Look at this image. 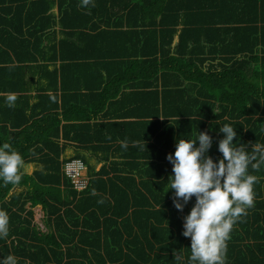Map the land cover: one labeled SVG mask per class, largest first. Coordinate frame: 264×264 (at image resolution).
I'll return each instance as SVG.
<instances>
[{
  "label": "trees",
  "instance_id": "trees-1",
  "mask_svg": "<svg viewBox=\"0 0 264 264\" xmlns=\"http://www.w3.org/2000/svg\"><path fill=\"white\" fill-rule=\"evenodd\" d=\"M79 96L95 98L101 111L124 101L120 118L143 131L84 137L77 127L91 128L95 114ZM229 121L234 142L264 143V0H93L86 8L80 0H0V143L24 160L18 184L0 183L9 217L0 256L187 264L183 217L195 198L174 207L166 156L177 137L205 131L208 154L220 158L219 125ZM68 144L77 154L62 158ZM88 151L105 162L100 169ZM79 155L90 176L85 190L64 172ZM249 172L258 177L254 204L232 229L225 264H264V166ZM36 204L44 228L34 221Z\"/></svg>",
  "mask_w": 264,
  "mask_h": 264
},
{
  "label": "clouds",
  "instance_id": "clouds-1",
  "mask_svg": "<svg viewBox=\"0 0 264 264\" xmlns=\"http://www.w3.org/2000/svg\"><path fill=\"white\" fill-rule=\"evenodd\" d=\"M90 4L93 0H80L81 7ZM15 100L14 93L5 97L9 107L14 106ZM219 132L223 136L218 140L217 150L222 155L216 160L208 154L213 138L205 131H198L194 139L177 137L174 152L166 156L172 165L167 182L168 189L174 190V207L182 211L188 201L195 198L190 211L183 217L182 235L190 238L187 264H225L232 229L239 217L246 215L247 209L254 204L253 187L258 177L249 172V167L259 171L264 166V143L249 142V147V144H238V139L234 142L237 132L231 121L219 125ZM127 147V142H121L122 149ZM23 166L22 155L9 143H0V183L18 184ZM32 208L34 220L37 214L43 224L42 205L36 204ZM8 234L9 217L0 209V238ZM0 264H19V258L9 253L0 256ZM24 264H30V261L25 259Z\"/></svg>",
  "mask_w": 264,
  "mask_h": 264
},
{
  "label": "crops",
  "instance_id": "crops-1",
  "mask_svg": "<svg viewBox=\"0 0 264 264\" xmlns=\"http://www.w3.org/2000/svg\"><path fill=\"white\" fill-rule=\"evenodd\" d=\"M177 38V37H176ZM95 69H97V73H98V67L94 65ZM99 74V73H98ZM107 73L105 72V75ZM104 75V74H102ZM95 80H99V78H96ZM106 81L112 82V77L111 78H106ZM114 83V82H113ZM74 96V95H73ZM72 96V97H73ZM124 95H121V98H123ZM78 100L77 104H80L82 107L85 106L86 109H89L90 107H92L93 109V113L95 114V117H91L90 123L92 124V127L88 128V127H77V129L81 132V134L84 137L89 136L90 134H92L93 136H98V135H103L104 134H108L111 135L112 139L110 140H114L115 136L117 134V131L119 129H128V130H132L135 132H140L143 131V129L141 128L140 124H143L141 122H136L134 120V118H128V120H123V118H120L122 115V110H125V104L123 105V102H119V101H108L106 102L104 105L105 107L111 105L110 107L103 109L102 111L100 110V107H98V103L97 100L92 97L86 98V97H76ZM74 100V97L73 99ZM73 105V104H71ZM103 106V105H102ZM107 112V113H106ZM81 121L83 120H79V124L81 123ZM119 122H122V124H117ZM81 129V130H80ZM119 141V140H118ZM62 143V142H60ZM112 150H114L115 148H117L116 145H114L113 147H111ZM78 149H76L75 145H70L68 144L67 147H65V151L62 153V158L66 157L69 158L73 155H76V151ZM98 151L103 155V152L101 151V149H98ZM89 154H85V156L88 158V160H91L94 165H95V169L98 170L100 169V167L105 163L103 160H97L96 156L92 155V151H88ZM79 157H82L81 155H79ZM115 157H117V154L115 155ZM84 160V159H83ZM27 169V168H26ZM25 169V170H26ZM30 170V169H28ZM117 173H126V172H122V171H116L115 174ZM152 178L154 179H160V174L158 176H153Z\"/></svg>",
  "mask_w": 264,
  "mask_h": 264
},
{
  "label": "built area",
  "instance_id": "built-area-1",
  "mask_svg": "<svg viewBox=\"0 0 264 264\" xmlns=\"http://www.w3.org/2000/svg\"><path fill=\"white\" fill-rule=\"evenodd\" d=\"M64 172L71 178L76 189L82 190L88 186L89 176L87 175L86 166L81 158L65 160ZM35 217H38V215L36 214ZM43 226L44 225L40 223V227L42 228Z\"/></svg>",
  "mask_w": 264,
  "mask_h": 264
},
{
  "label": "rangeland",
  "instance_id": "rangeland-1",
  "mask_svg": "<svg viewBox=\"0 0 264 264\" xmlns=\"http://www.w3.org/2000/svg\"><path fill=\"white\" fill-rule=\"evenodd\" d=\"M34 218V217H33ZM35 223H37L38 225H40V222H39V218L38 217H35ZM44 228V227H43Z\"/></svg>",
  "mask_w": 264,
  "mask_h": 264
}]
</instances>
